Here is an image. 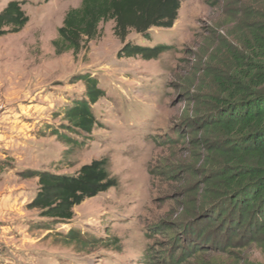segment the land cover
Wrapping results in <instances>:
<instances>
[{
	"label": "rangeland",
	"instance_id": "obj_1",
	"mask_svg": "<svg viewBox=\"0 0 264 264\" xmlns=\"http://www.w3.org/2000/svg\"><path fill=\"white\" fill-rule=\"evenodd\" d=\"M9 1L0 0V11ZM19 1L28 23L0 36V264H198L195 247L211 264H264V249L249 238L206 242L184 232L210 190L206 176L219 170L207 166L187 122L210 111L220 93L212 73L244 50L241 23L264 11V1L181 0L171 28H152L150 39L128 34L126 41L170 46L150 60L118 56L113 20L79 51L57 53L58 29L81 0ZM85 74L105 96L83 137L63 128V113L84 96ZM101 158L119 184L76 206L70 222L27 206L39 183L26 172L75 175ZM70 229L87 243H69Z\"/></svg>",
	"mask_w": 264,
	"mask_h": 264
},
{
	"label": "trees",
	"instance_id": "obj_2",
	"mask_svg": "<svg viewBox=\"0 0 264 264\" xmlns=\"http://www.w3.org/2000/svg\"><path fill=\"white\" fill-rule=\"evenodd\" d=\"M180 7L181 0H81L67 11L54 45L57 53L77 52L98 35L102 22L113 20L114 34L123 43L119 57L156 59L170 48L168 44L149 46L126 38L132 30L150 39L152 28H171ZM246 17L241 23L245 32L240 35L244 50L229 52L230 66L212 73L220 93L213 96L210 111L187 122L195 146L207 154V166L219 170L206 176L210 190L199 204V217L184 232L206 242L213 237L228 242L241 236L264 249V11L252 10ZM28 21L22 3L9 1L0 11V36L20 32ZM81 79L85 94L65 108L63 128L86 137L98 124L94 105L105 92L95 76L85 74ZM54 133L63 135L59 130ZM6 169L0 160V173ZM25 175L38 177L39 183L27 206L54 223L70 222L76 206L119 184L108 158L84 164L75 175L47 170ZM65 237L69 243H87L74 229ZM202 252L195 247L192 255L200 259L198 264H211L201 260Z\"/></svg>",
	"mask_w": 264,
	"mask_h": 264
}]
</instances>
